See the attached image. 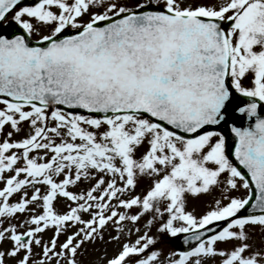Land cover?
<instances>
[{
    "label": "snow or ice",
    "instance_id": "obj_1",
    "mask_svg": "<svg viewBox=\"0 0 264 264\" xmlns=\"http://www.w3.org/2000/svg\"><path fill=\"white\" fill-rule=\"evenodd\" d=\"M90 251L264 264V0H0V264Z\"/></svg>",
    "mask_w": 264,
    "mask_h": 264
},
{
    "label": "rangeland",
    "instance_id": "obj_2",
    "mask_svg": "<svg viewBox=\"0 0 264 264\" xmlns=\"http://www.w3.org/2000/svg\"><path fill=\"white\" fill-rule=\"evenodd\" d=\"M192 206H194L196 208L197 213H199L203 208V202L202 201H193ZM158 247H161L165 251H168L170 248H174L173 241L165 240L160 245H158ZM112 252H113V247L111 245H109L108 246V255H111ZM100 255H103V252L90 251L84 257L83 264H91V262L96 261ZM101 264H102V262H101Z\"/></svg>",
    "mask_w": 264,
    "mask_h": 264
},
{
    "label": "water",
    "instance_id": "obj_3",
    "mask_svg": "<svg viewBox=\"0 0 264 264\" xmlns=\"http://www.w3.org/2000/svg\"><path fill=\"white\" fill-rule=\"evenodd\" d=\"M25 1H28V0H25ZM237 123L239 124L240 123V121L239 120H237ZM247 123V121H245V124Z\"/></svg>",
    "mask_w": 264,
    "mask_h": 264
}]
</instances>
